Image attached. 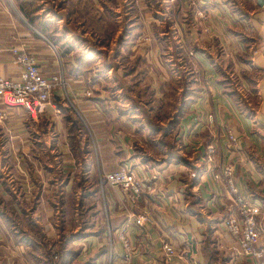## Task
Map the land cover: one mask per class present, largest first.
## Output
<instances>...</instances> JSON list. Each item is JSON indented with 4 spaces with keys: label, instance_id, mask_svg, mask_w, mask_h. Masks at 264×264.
I'll return each mask as SVG.
<instances>
[{
    "label": "crops",
    "instance_id": "0c3cea01",
    "mask_svg": "<svg viewBox=\"0 0 264 264\" xmlns=\"http://www.w3.org/2000/svg\"><path fill=\"white\" fill-rule=\"evenodd\" d=\"M34 1L41 29L0 0V75L20 46L63 86L34 118L0 105V264L122 262L124 221L127 264H264V0ZM227 165L261 208L257 261L231 248ZM118 167L134 199L104 181Z\"/></svg>",
    "mask_w": 264,
    "mask_h": 264
},
{
    "label": "built area",
    "instance_id": "2783aa9c",
    "mask_svg": "<svg viewBox=\"0 0 264 264\" xmlns=\"http://www.w3.org/2000/svg\"><path fill=\"white\" fill-rule=\"evenodd\" d=\"M10 49L13 53L12 62L19 67V73L15 79L0 75V105H20L31 118H34L49 102L53 89L59 85L63 86V81L57 75L49 77L42 75L35 57L24 48L19 46ZM89 93V89L84 91L85 95ZM2 106H0V121L5 114ZM228 137L232 140L235 139L232 134H229ZM214 150V143H209L206 146L205 156L208 162L213 160ZM232 170L231 165L225 166L223 170L229 189L234 194L233 199L236 205V211L224 219L235 242L231 248L236 253L257 261L263 254V249L258 245L261 227L256 219V216L261 214V208L253 202L250 196H244L238 192L231 176ZM103 179L109 185L119 186L130 199H134L141 189L139 179L129 168L118 167L106 171L103 173ZM149 220L150 217L146 212H140L133 217V221L137 225ZM126 222H122L116 230L123 249V261L109 259L107 264H127L131 256L132 245L126 234ZM161 248L166 257L175 253L174 248L168 242H163Z\"/></svg>",
    "mask_w": 264,
    "mask_h": 264
},
{
    "label": "trees",
    "instance_id": "16d2710c",
    "mask_svg": "<svg viewBox=\"0 0 264 264\" xmlns=\"http://www.w3.org/2000/svg\"><path fill=\"white\" fill-rule=\"evenodd\" d=\"M16 5H17L18 9L20 10V12L22 13V15L26 18L27 21L32 23V25L35 28L41 29L40 25L33 24V20L36 17V15L33 13V11H34L33 8H36V6H35L36 4H35L34 0H16ZM149 125L154 126V123L149 122ZM159 140H162V139L160 138ZM162 141H163L164 145L167 147H169L171 145L169 142H167L166 139H164ZM90 193H91V191H90Z\"/></svg>",
    "mask_w": 264,
    "mask_h": 264
},
{
    "label": "rangeland",
    "instance_id": "374dc122",
    "mask_svg": "<svg viewBox=\"0 0 264 264\" xmlns=\"http://www.w3.org/2000/svg\"><path fill=\"white\" fill-rule=\"evenodd\" d=\"M69 106H70V104H69ZM70 109H71V111H72V113H73V116L79 121V122H83V115L81 114V113H79L78 111H75L74 110V108L73 107H71L70 106ZM84 132H86V130H83ZM86 134V133H85ZM155 136H157V137H159V134L158 135H155ZM88 138V137H87ZM86 138V139H87Z\"/></svg>",
    "mask_w": 264,
    "mask_h": 264
}]
</instances>
